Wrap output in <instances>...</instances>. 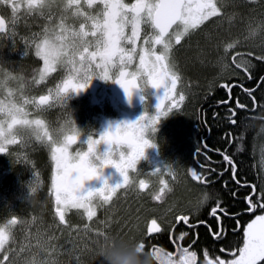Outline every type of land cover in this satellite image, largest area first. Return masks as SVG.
Listing matches in <instances>:
<instances>
[{
    "label": "snow or ice",
    "instance_id": "snow-or-ice-1",
    "mask_svg": "<svg viewBox=\"0 0 264 264\" xmlns=\"http://www.w3.org/2000/svg\"><path fill=\"white\" fill-rule=\"evenodd\" d=\"M54 2L56 0H21L20 3L17 0H0V5L11 10L10 19L0 14V39H11L13 45L22 8L25 16L44 17L48 22L41 32L33 33L30 38H23L25 55H28L29 48H34L35 56L43 61V67L34 69L31 84L43 85L53 73L58 70L64 72V77L54 88H48L47 94L28 96L23 91V77L13 76L0 68L3 75L0 79V90L6 92L5 98L0 99V154L12 157L15 154L11 146L24 148L32 140L45 146L54 165L49 194L53 198L54 217L58 225L72 228L67 216L72 210H76L81 219L86 220L83 230L86 233L94 232L95 236L101 237L106 235L105 231L92 229L91 222L97 218L98 210L110 205L120 190L135 188L142 193L147 191L151 182L139 178L141 175L174 177L175 164L171 163L166 164L164 170L156 169L150 173L137 170L138 163L145 158L146 150L158 147L153 137L160 120L174 110H181L186 101V93L180 87L182 75L174 57V49L206 22L213 18H223L225 9L232 0H83V4L82 0H59L62 13L58 17L50 11ZM249 2L256 3L257 0ZM84 5L88 10H85ZM228 19L231 22L232 17ZM69 20L72 22L69 23ZM261 27L264 28V25ZM258 30L250 29V35H256ZM237 43L238 41H234L224 47L225 55L220 57L222 72L229 67L226 62L229 49L234 48ZM240 55L236 53V56ZM247 55L251 56L252 53ZM236 56L232 57V63L247 71L251 61L242 59L237 62ZM256 59L264 60V56H257ZM94 78L118 84L129 101L134 92L144 91L148 87L163 88L164 94L159 97L155 114L150 115L146 110L145 114L135 121L110 125L99 135L92 132L82 134L75 126L71 114L66 125L51 129L40 114L56 105L62 106L70 113L66 105L68 94L85 90ZM10 80L21 81L19 88H10ZM220 86L227 89L228 99L218 103L228 105L232 100L231 86ZM244 91L252 96V91ZM17 92L20 93L19 98L16 96ZM252 100L254 110L255 97H252ZM30 105L38 113L31 119L29 116L32 113L27 110ZM246 107L239 99L236 100L237 109ZM228 111L231 113L228 119L235 125L236 109L229 107ZM82 137L86 139L82 140ZM77 144L81 147L73 151V146ZM204 147L206 149L207 145ZM200 154V149H197V155ZM223 160L231 165L232 179L239 184L240 181L236 178V164L227 154H223ZM109 166L119 172L123 178L122 182L110 186L105 180L101 188L86 191L85 181L100 178V168ZM203 167L201 164L200 168ZM187 171L193 181L201 184L214 182L195 167H190ZM34 174L37 183L30 185L31 195L36 192L39 183V174ZM218 175L222 177L224 172H219ZM159 185L158 191L152 197L155 201H160L168 188L164 178L159 179ZM224 186H228V181H224ZM251 188L252 191L245 197L246 211L254 213L257 208L264 210V191H258L255 185ZM232 194L235 195L234 192ZM229 215L228 209L217 199L209 212V216L214 218L218 225L216 230L209 227L215 239H224L226 229L220 228L219 225L222 216ZM239 215L233 214V218ZM176 221L189 225V216L180 214ZM23 223L13 215L6 223L0 225V253L3 254V261L8 264H15L10 258V253L15 250L8 246L15 240L14 229ZM98 223L106 224L103 220ZM236 223L239 225L238 219ZM161 231V225L156 218L147 221L148 237ZM185 235L187 233H181L180 238ZM139 247L145 249V243L140 242ZM52 251H55L54 247ZM220 251L228 252L233 258L225 260L218 255L212 258L208 250H204L202 264H264V214L256 215L255 219L247 223L241 247L232 250L221 248ZM169 256L172 257L171 264H197V253L190 251L188 247L179 249L178 259L171 253ZM76 259L79 264V257ZM3 261H0V264H3ZM29 264L57 262L53 258L46 261L33 259Z\"/></svg>",
    "mask_w": 264,
    "mask_h": 264
},
{
    "label": "flooded vegetation",
    "instance_id": "flooded-vegetation-1",
    "mask_svg": "<svg viewBox=\"0 0 264 264\" xmlns=\"http://www.w3.org/2000/svg\"><path fill=\"white\" fill-rule=\"evenodd\" d=\"M17 2L20 3L21 0H17ZM125 2H132V0H125ZM261 8H262V11H264V6H262ZM21 11H22L21 14H23V8L21 9ZM208 22H206L203 26H201V28L199 30L196 31V32H198L199 35H202V33L205 34V31L208 29ZM231 30H232V28H230V31ZM186 43L188 44V41L185 39L184 43L182 41V44L180 46H177L178 47L177 51L174 52L175 60L178 64L179 70H180L181 75H182V82H181L180 87L186 93V101L183 104V106L187 105L188 103L189 104L191 103L192 94H193V90H194L193 83L190 80L191 88L189 90V99H188V95H187L188 92H186V90L184 88L185 73L183 71L182 65H180L178 62L179 61L178 58L181 55L180 52H181V49L183 47L182 45H185ZM226 45L227 44H225L224 46L220 45L216 51V54L224 56L225 55L224 47ZM240 48H242V44L236 45L234 48L229 49L228 53L231 52L232 50H235V49H237V51L230 56L229 55L226 56V60L229 64L228 69L230 68V65H232L230 70L234 69L235 70V71L233 70L234 72H236V71L240 72L241 71V72L245 73L247 79H244V80H246V81L250 80L251 81L254 77L252 73H249V71H245L243 67L237 68L236 65L234 63H232V57L236 56V53L241 54L240 56H236L237 62L241 61L240 60L241 57H243L245 59V57L243 56V53L238 51V49L240 50ZM241 51H243V50H241ZM262 56H264V55H262ZM227 57H228L229 61H228ZM225 72H226V70L224 71V73ZM234 76L235 77L231 76L232 79L229 78L228 80H222V82L220 79L219 83L217 82L216 87H221L220 85H222V84H228L229 86H231L232 98L235 95V99H234L235 106L230 105V103L228 104L230 106H228V105H226V106H227V109L229 107H231V108L233 107V109H236V113H237L236 100L239 99L238 94H240L241 91H243L248 97L252 98V96H249L248 93L244 91V89H248L249 91H252V93H253L254 89L249 87V86H244L242 84L243 83L242 79L239 77H236L237 75H235V74H234ZM249 77H251V78H249ZM232 87L237 88V89L234 90ZM223 89H225V88H223ZM233 90H234V93H233ZM136 92L137 93L135 94L134 98L131 99V101H129L128 98H125L124 100H120V99H118V97L116 95V98H115V106L116 107H115V110L113 111V114H109V113L104 114V112H103V114L100 115L101 117H99L100 120L102 119L101 121L103 123V127H102L101 132H97L95 130V126L93 123L86 121L85 118L88 115V113L86 116H84V114H85V112H87V110L84 108L79 109V107L77 105H74L75 109L76 108L79 109L78 114H77L78 118L76 120L75 126L82 131V134L86 133V132H92L95 135H99V134L103 133L105 130H107L110 125L115 126L116 124L122 123L125 121L130 122L129 118L127 120V117H126L128 114H132V115L136 116L137 119L141 115H144L146 110H147V113L150 115L155 114L157 99L159 97L163 96L164 89L163 88L155 89V88L148 87L144 91L137 90ZM225 92H226L227 98L226 99L218 98V101L216 103L217 106L221 105V103H218V102H221V101L228 99L227 89H225ZM115 94H116V90H115ZM142 97H143V99H142ZM216 100H217V98H216ZM222 105H224V104H222ZM247 106H249V107H246V110L244 113L247 112L248 114L246 113L245 115L246 116L249 115L248 116L249 118H253L254 120H256L258 117L255 114V112L257 110L256 102H255L254 110H253V104H252V106H250V105H247ZM185 110H186V108H185ZM238 110H243V109H238ZM244 113H243V115H244ZM32 115H35V113H32ZM167 117L162 118L160 120L159 124L156 126L157 131L155 132L153 139H154V142L157 143L158 147L157 148H149L146 150L145 158L142 159L138 163L137 170L142 171L144 173H150V172L154 171L151 167H152V165H154L156 163H158V165L160 167V168H156V169H160V170H164L165 165L171 163V164H175V175H174V177H172V176L171 177L170 176L169 177L168 176L160 177V176H152V175H141L139 178H145L151 182L150 188L143 193L138 191V190L135 191L134 189L130 190V192L128 194L130 199L128 201H130L134 196L137 197V199L133 202V204H132V206H130V208L131 207L135 208V206L137 207L135 209V216L138 218V221H139V224H138L139 232H138V234H136V233L134 234V235H136L134 240L135 241L140 240L139 242H144L146 250H153V248L164 249L168 253H171L175 259H178V257H179V249L180 248L188 247L190 251H195L197 253V258H198L197 260L201 262V261H203V257L200 256V252H204V250H206L207 248H205L203 246L198 247L196 245V240L198 238V231H197L196 227L199 226L200 224H206V223H201V221H205V220L204 219L198 220L199 222L189 221L190 222L189 225H185L182 222L178 223L176 221V217L178 215L184 214V213L176 212L175 209L172 207L173 203H174L173 199H172V195L175 197L176 193L179 194L180 189L187 188L190 185L189 182L190 183L192 182L194 185L199 186V187L208 186V185L214 184L215 182L219 183V181H222V183L224 185V181H227L226 180L227 178H225L224 176H222V177L219 176L218 173L223 171L224 175H225L227 173L228 169L230 168L231 177H232V168H231V165H228L227 162H225L223 160V154H227L226 150L223 151L224 149L212 148L207 143L205 136L202 137V140L198 145L193 147L192 152L190 154L191 159L189 158L190 162L188 160H184L183 158L180 160H177L178 158L173 157L172 156L173 155L172 149L170 151L169 150L170 148L169 149L166 147L163 148L164 142H162V144H161V141H163V140H162L161 136H157V133L163 127L169 125L168 123H171V121H167ZM104 118H105V120H104ZM203 118H205V112H204ZM226 118H228V116H226ZM205 125L208 128L207 135H210L211 127L208 126L206 123H205ZM224 132L226 133L227 130L223 131V133ZM228 132H230L229 133L230 134V137H229L230 141H229V144L227 147H229L231 145L232 141H234V138H235V136L233 135L234 134L233 131L232 132L228 131ZM148 135L150 136L151 133H149ZM223 137H225L224 134H223ZM83 139H86V137H82V140ZM167 143L168 142L166 141L165 146L167 145ZM205 145H207L206 149L204 147ZM13 147L15 148L16 146H11V150L14 152L15 150H13ZM78 147H81V146L79 144L74 145L73 151H75L76 148H78ZM197 149H200L201 154L199 156L197 155ZM84 150H86V146H84ZM23 154H24V157L20 160V162L13 163L12 162L13 159H11V160L3 163L1 165V168H0V173H1V170H3V169L7 170V176L4 178L2 183H0V193L2 191H4L5 199L7 200V202H8V200H9V202H13V203L15 202L13 207L7 206L8 203L4 204V206L0 205V206L4 207V212L2 215H0V225L4 224L7 221V219H10L11 216L15 215L16 217H18L22 221L25 219L37 218L36 221L37 220L40 222L46 221L48 223H52L53 225L58 226V221L54 217L53 198L49 194L50 184H51V172H52L53 167H54L53 163L50 160V153H49V151L46 150L45 146L34 141L33 145L30 147H27L26 151L23 152ZM1 155H3V154H0V156ZM176 163H178V164H176ZM201 164L204 165L203 168H200ZM190 167H195L199 172H202V173H204V175L209 176L210 179L213 180L214 182L210 183V184H201L197 181H193L190 178V175L187 171ZM211 169H215L216 171L211 172L210 171ZM235 171H237V167H236ZM17 172H20L19 178H17L15 175ZM34 173L39 174V176H38L39 183H38L36 192L31 195L30 185H34L37 183V177L35 176ZM31 178H32V182L30 181ZM161 178L166 179L167 183H168V187H171L173 190H172V192L171 191L168 192L167 190H165V192L161 196L160 201H155V200H153L152 197L158 191V189L160 187L159 179H161ZM15 179H17V181L20 182V184H21L20 187L23 186V187H27V188L22 189L24 191H20V189H21L20 188L18 191L16 189L17 187L15 186V183H14ZM122 179L123 178L120 176L119 172H117V170L115 168L109 166V167L104 169L103 175L100 178L94 179L93 184L87 188H84V189L86 191L87 190L95 191V190H97L103 186V183L105 180L107 181V183L110 186H115L118 183H121ZM253 183L254 182H244L243 185L252 186V185L256 184L255 186L257 187V190L262 191L261 186H260L261 181L260 182L258 181L257 183H254V184ZM84 187H86V186L84 185ZM123 191H125V190H120L119 193H123ZM251 191H252V188H251ZM13 192L15 193L16 197H18V199L14 200ZM161 202H163V203H161ZM111 204L108 206H105L103 209L98 210L97 218L91 222V227H94V225H96V224H100V223H98V221H100V220L105 221L108 225L107 217H108L109 209L113 208L111 206ZM127 204H129V203H125V205L123 207L118 206L116 209L120 212H124L125 206ZM262 211H264V210L257 211L256 213L253 214V216L256 215L257 213H261ZM241 212L249 213L246 211V208L244 210H242ZM184 215L189 216V220H190V215H188V214H184ZM230 215L233 216L232 214H230ZM252 217L249 220H251ZM151 218H156L158 220V223L160 225L162 224L161 225L162 231L160 233H153L151 237H148L147 232H146V224H147V221ZM67 220H68L69 224L72 226H74L75 224H85L86 223V220L81 219L80 215L76 213V210H72V212H70L68 214ZM249 220L247 221V223L249 222ZM93 222H94V225H93ZM100 225H101V229L103 231H105V233H107L108 229L105 227L106 224H100ZM191 225H193V226H191ZM113 226L114 227H112V228L115 229L116 225L114 224ZM191 227H192V229H191ZM128 228L130 229V227H128ZM128 228L126 226L121 227V225H117L116 231L118 232V235H121V236H122V233H125V232L127 234H132V232H129ZM104 229H106V230H104ZM181 233H187V235L183 236V238L181 239L180 238ZM112 234H114V233H112ZM115 234H116V232H115ZM177 236H179V237H177ZM128 238H129V236L126 235L125 240ZM128 240H130V239H128ZM193 241H195V243H193ZM242 244H243V241L240 243V245L238 247L233 248V249H238L239 247L242 246ZM189 246H191V247H189ZM225 248L232 250L231 246H229V245L225 246ZM0 255L3 257L2 253H0Z\"/></svg>",
    "mask_w": 264,
    "mask_h": 264
},
{
    "label": "trees",
    "instance_id": "trees-1",
    "mask_svg": "<svg viewBox=\"0 0 264 264\" xmlns=\"http://www.w3.org/2000/svg\"><path fill=\"white\" fill-rule=\"evenodd\" d=\"M261 7L262 6L258 7L257 12L254 14L249 13V11L247 13H245V11L242 12L241 15L244 17V20L241 21L239 19V24L236 27L232 28L231 31L227 33H223V31H221L220 33V30H218L216 31L217 34L213 38L211 37V40L210 38H208L209 41L213 40L214 44L219 43L222 46L234 41H238L236 45L242 44V48H240V50L238 49V51L243 53L245 59L251 61V66L248 68L247 71L253 74V79L251 81L244 80L247 79L246 74L241 71L234 72V69V71L230 70L232 65H230V68L227 69L225 73L224 71L222 72V65L220 63V57L222 55H217L216 50L213 49V51L209 53L208 58L213 57V60H218L220 68L219 70H217V74L209 75V73L206 72L207 68H202L200 66L194 67V70L196 72L195 74H198V76H192L194 80H191L192 83L196 84H193L194 90L191 99L192 101L190 104H188L185 112L179 118H176L175 120L171 121V123H168L169 125H167V133L170 132L171 139L174 142L175 147V150L172 149V156L178 158L177 160L183 158L184 160H188L190 162V154L192 152L193 147L198 145L201 142L202 137L205 136L207 143L212 148H220L226 150L227 154L236 164V178L240 181L239 184H237L232 179L231 170L229 168L227 173L223 175L225 178H227V187L223 185L222 181H219V183L215 182L214 184L203 187L196 186L192 182H189L190 185L187 188L180 189L179 194L176 193L175 197L172 195V199L174 202L172 207L175 209L176 212H181L190 215L191 222H199L198 220L201 219L205 220L206 224H200L196 227L198 231L196 245L198 247L203 246L207 248L206 250H208L209 255L211 256L228 255V252L220 251V249L225 248V246L229 245L232 249L238 247L243 241V231L247 221L253 216L254 213L262 210L258 208L254 213L241 212L242 210L247 208V202L245 200V197L251 192V186L243 185V183H257L258 181H262V170L258 157L254 152V141L256 139L257 134L259 133L258 126L261 123H264V120H254L253 118H249L248 116L243 115L246 109H237V114L234 117V119L236 120V124L233 125L230 120L226 118V116L229 117V115H231V113L227 109V106L216 105V102L218 101V99L216 100V98H227L225 89H223L222 87H216L217 82H219L220 79L228 80L229 78H231V76L235 77V74L237 75L236 77L242 79V84L244 86H249L254 89L252 97H255V102L257 105V110L255 114L258 117L264 115V79H261L262 77H264V60L260 61L256 59L257 56L264 55V46L262 44L259 45V41L257 43L258 45H255L253 43L250 44L251 41L248 38H245L247 26V24L245 25V18L249 19V17H251V20H254L253 24L250 23L252 28L258 25L256 23V19L257 21L262 23L261 21H263V11ZM237 11H239L240 13V11H243V9H239ZM249 14H251V16H249ZM26 17L27 16L23 17L19 22V31L26 33L31 31L32 29L39 27V25H37L34 20L26 19ZM212 28L213 27L208 28L205 31V34L211 32ZM205 34L202 33V35H198V37H196L192 41L188 40L187 46L191 45V42H196L199 43V46L203 53L207 52L209 48L212 47V44L210 42H207V40L205 41L203 37ZM262 34L264 35V32ZM258 40L261 41V39ZM11 44L12 43L10 39H0V68H3L6 72L11 73L13 76L23 77V82L25 85L23 91L25 93L39 95L44 94L47 90L50 78L56 73H53L48 78L45 84L40 86L32 85L31 79L34 75V69L41 68L43 61L35 56V51H32L27 56L22 55L19 52H13V49L16 48L18 45ZM236 51L237 49L232 50L227 55L230 56ZM185 53H181L180 57L178 58V62L180 65H183L185 62ZM248 53H252V55L248 56ZM242 59L244 58L241 57V60ZM2 78L3 75L2 73H0V79ZM20 83L21 81L19 80H10L8 82L9 87L13 89H18ZM236 89L237 88H234V90ZM5 96L6 92L0 90V99H4ZM238 98L240 103L245 104L246 106H252L253 104L252 98L248 97L243 91L238 94ZM234 99L235 95L233 96L230 105L235 106ZM204 112L205 118H203ZM34 117L35 116H30L29 119ZM50 118L51 117L48 114H45L44 119L46 121L50 120ZM205 123L211 127L210 135H207L208 128L206 127ZM225 130L231 132L233 131L235 136L234 141H232V144L229 147L227 146L230 141V134L229 132L223 133V131ZM223 134L225 137H223ZM169 146L170 144L168 143V148ZM260 186L261 189L264 191L262 183H260ZM205 190L213 192L214 198L199 212L192 213L190 209L191 203L193 202L194 198L197 196L198 193ZM233 192L235 193V195L232 194ZM217 199H219L222 202L223 206L228 209L229 214L233 215L236 213H241L239 216H235L234 218L231 215H229V217L222 216V221L219 227L226 229V235L224 239H215L213 234L209 231V227H211L213 230H216L218 227L217 221L211 216H209V212L211 208L215 206ZM133 209L135 210L136 208ZM3 212L4 207L0 206V215H2ZM113 217L115 218L116 215H114ZM237 219L240 222L239 225H237L236 223ZM94 226H96L97 229H101L100 224H96ZM129 232H133L132 229H129ZM122 234L123 235L120 236V239H125V236L129 235L126 232ZM115 236L117 235L115 234ZM203 253L204 252H200L201 257H203ZM199 263L201 262L199 261Z\"/></svg>",
    "mask_w": 264,
    "mask_h": 264
},
{
    "label": "rangeland",
    "instance_id": "rangeland-1",
    "mask_svg": "<svg viewBox=\"0 0 264 264\" xmlns=\"http://www.w3.org/2000/svg\"><path fill=\"white\" fill-rule=\"evenodd\" d=\"M83 4V0H82ZM264 0H257L256 3H251L249 0H232L228 4V6L225 9V15L223 18H213L211 21L208 22V28L213 27L211 32H208L205 34L203 37L205 41L210 42L212 44V47L209 48L207 52H202L201 48L199 46V43H190L191 45L187 46L188 44L182 45V49L180 53H185L184 55V66H183V71L185 73V85L184 88L186 92H188V99H189V90L191 88L190 86V80H194L193 77H197L198 74H195L194 67L200 66L202 68H207V73L210 74H217V70L220 68V64L218 63V60H213V57L208 58L209 53L211 51L216 50L219 48L220 44H214L213 40L209 41L208 38L211 37L213 38L218 30L223 31V33H227L230 31V28H234L239 24V19L241 21L244 20V17L241 15L242 12L245 11L247 13H256L258 7L264 6ZM85 10H88L86 5H84ZM7 9V11H11L10 8L0 5V11ZM239 9H243V11H237ZM47 11V10H46ZM51 13L55 16L58 17L62 13V7L59 4V0H56L52 4V7L50 9ZM94 11V10H92ZM22 12V11H21ZM1 14V13H0ZM244 14V13H243ZM22 15L20 13L17 26H16V37H15V45H18L16 48L13 49V52H19L22 55H25V43L23 38H30L33 33H39L42 31L43 27L45 24L48 22L44 17H31L27 16L26 19H31L34 20V22L39 25V27L32 29L29 32L23 33L18 30L19 22L21 21ZM251 16V14H249ZM6 19H10V15H5ZM228 17H232L231 22H229ZM262 23L257 21L256 27L252 28L250 23H254L251 20V17L249 19L245 18V25L246 26V34L245 38H248L251 43L250 44H257L259 41V45L262 44L264 46V35L262 34L264 32V28H262V24L264 23V11L262 15ZM72 21L69 20V23ZM264 25V24H263ZM250 29H259L257 31V34L252 36L250 35ZM216 32V33H215ZM215 33V34H214ZM213 34V35H212ZM198 32H195L192 34L190 37H187V41L194 40L196 37H198ZM258 39H261L258 40ZM11 43L12 40L10 39ZM257 41V42H256ZM216 42V41H215ZM184 43V41H183ZM13 44V43H12ZM11 44V45H12ZM258 45V44H257ZM178 47L174 49V52H176ZM34 48H29L28 54L32 52ZM200 51V52H199ZM198 53V54H196ZM138 62V61H137ZM229 65V64H228ZM215 69V71H214ZM205 72V73H206ZM193 76V77H192ZM64 77V72L61 70H58L55 75H52L50 78L49 84L47 86L48 88H54L55 84L58 83L62 78ZM118 86V84L111 82V81H104L100 78H94L91 81V84L89 87H87L85 90L80 91L79 93H74L70 92L66 98V105L67 108L70 110V113L65 110L62 106L56 105L46 111H44L42 114V117L44 119L45 114H48L51 118L48 120L49 125L51 126L52 129H57L63 125H66L68 119H69V114H71L72 119L75 121L78 118L77 114L79 109H86L87 112H85L84 116H86V121L91 122L95 126V130L97 132L102 131L103 123L102 119L100 120L99 117L100 115L105 113L113 114V111L115 110V88ZM24 94L28 96H38L30 93H25ZM47 94V91H46ZM20 93L17 92L16 96L19 98ZM189 104V103H188ZM187 105H184L181 110L176 111L174 110L168 117L167 121H173L176 118H179L184 112L185 108H187ZM77 105L79 107L75 109V106ZM27 110L31 113H35L38 115L37 110L33 106H28ZM80 118V117H79ZM81 119V118H80ZM105 120V118H104ZM47 122V121H46ZM105 122V121H104ZM157 136H161L162 142H164L163 148L166 147L168 148V143L170 144L169 150L174 149V142L171 139L170 132L167 133V126L163 127L158 133ZM166 141L168 142L167 145L165 146ZM34 140L30 141L27 147H30L33 145ZM21 148L19 146H16L15 148L13 147L14 151V156L10 157L8 154H3L0 156V168L1 165L11 159L13 163H16L17 161L20 162V160L24 157L23 152L26 151V148ZM162 148V147H161ZM167 149V150H168ZM47 151H49L46 148ZM175 150V149H174ZM177 151V150H176ZM175 152V151H174ZM254 152L256 153L261 170H262V184L264 187V133H259L256 136V139L254 141ZM177 153V152H176ZM153 170L156 168H160L158 163L152 165L151 167ZM19 173L17 172L15 175L17 178H19ZM7 176V170L3 169L1 170L0 173V183L4 180V178ZM32 182V178L30 179ZM15 186L17 187L16 189L19 191H24L22 189H26L27 187H20V182L17 181V179L14 180ZM7 189V188H6ZM5 189V190H6ZM135 188L128 189L126 191H123V193H119L117 197L113 199L111 202V206L113 208L109 209L108 213V223L109 225H105V227L109 230L106 234H110L117 239H120L121 235H118L116 228L117 225L126 226L127 228L130 227L132 229V234H129L128 239L130 241H135L134 238L136 235L135 233L138 234V218L135 216V210L130 206H132L133 202L137 199V197H133L130 201H128L130 198L128 196L130 190ZM14 200L18 199L16 197L15 193L13 192ZM125 201V202H124ZM7 204V206H14L13 202H7L5 199V193L2 191L0 193V205ZM125 203H129L125 206V211L120 212L116 208L118 206L123 207ZM135 208H137L135 206ZM264 214V211L261 213H257L256 215ZM116 215L114 218L113 216ZM254 215L251 220H249L248 223H250L253 219H255ZM111 217V218H110ZM37 218L33 219H25L23 220V225L22 226H17L14 229V235H15V240L14 242H11L9 244V248L14 249V253H10V258L15 261V264H29L30 261L35 259L36 261H46L50 258L55 259L57 264H78L76 257H79V264H101V261L98 257H96L94 253V249L96 247V242L101 238L97 237L94 235V232H85L83 230V225L84 224H75L72 228H69L68 226H60V225H53L52 223H48L46 221H36ZM6 223V222H5ZM115 226V229L112 227ZM94 225V222H93ZM247 225V224H246ZM112 226V227H111ZM110 227V228H109ZM246 227V226H245ZM92 229H97L96 226L92 227ZM112 232L114 234H112ZM126 239V240H128ZM243 245V244H242ZM55 248V251H52V248ZM23 249V251H21ZM50 254V255H49ZM238 254V253H237ZM210 257L214 258L215 256ZM222 259L228 260L232 259L233 257L231 255H220ZM0 261H3V257L0 255ZM3 264H8L7 261H3ZM202 264V262L200 263Z\"/></svg>",
    "mask_w": 264,
    "mask_h": 264
},
{
    "label": "clouds",
    "instance_id": "clouds-1",
    "mask_svg": "<svg viewBox=\"0 0 264 264\" xmlns=\"http://www.w3.org/2000/svg\"><path fill=\"white\" fill-rule=\"evenodd\" d=\"M257 119L264 120V115L257 117ZM258 127L259 131L264 133V123ZM93 163L95 162L93 161ZM104 169L103 167L100 168V177L103 175ZM166 190L170 192L173 189L168 187ZM213 198L214 193L211 191L205 190L198 193L190 205L191 212H199ZM139 243V241L117 239L106 234L96 242L94 253L100 259L101 264H171L172 257L166 250L141 249Z\"/></svg>",
    "mask_w": 264,
    "mask_h": 264
},
{
    "label": "water",
    "instance_id": "water-1",
    "mask_svg": "<svg viewBox=\"0 0 264 264\" xmlns=\"http://www.w3.org/2000/svg\"><path fill=\"white\" fill-rule=\"evenodd\" d=\"M136 93H137V92H134V94H133V96H132L131 99L134 98V96H135ZM116 94H117L118 99H120V100H124L125 98H128V97L126 96L124 90H123L120 86L117 87V89H116ZM158 102H159V98L157 99L156 105L158 104ZM126 117H127V120H128V118H129L130 122H131V121H134L135 119H137V117L134 116V115H132V114H128ZM93 182H94V179L91 180V181H85V186H86V187H84V188H87V187L91 186V185L93 184ZM197 264H198V261H197Z\"/></svg>",
    "mask_w": 264,
    "mask_h": 264
},
{
    "label": "bare ground",
    "instance_id": "bare-ground-1",
    "mask_svg": "<svg viewBox=\"0 0 264 264\" xmlns=\"http://www.w3.org/2000/svg\"><path fill=\"white\" fill-rule=\"evenodd\" d=\"M236 50V49H235ZM240 52V51H239ZM262 55V54H261ZM240 60H241V58H240ZM253 61V60H252ZM259 70V69H258ZM262 70V69H261ZM232 79V78H231ZM221 82H222V80H221ZM219 83V82H218ZM193 84H195V83H193ZM192 85V84H191ZM196 85V84H195ZM237 85V84H236ZM239 85V84H238ZM233 88V87H232ZM234 89V88H233ZM234 93V92H233ZM237 93V92H236ZM218 99V98H217ZM217 103V102H216ZM222 105V104H221ZM247 107H249V106H247ZM233 108V107H232ZM252 108V107H251ZM250 111V110H249ZM247 113V112H246ZM246 113H244V115L246 114ZM237 114V113H236ZM248 114V113H247ZM249 116V115H248ZM202 118V117H201ZM255 118V117H254ZM256 119V118H255ZM241 123V122H240ZM223 130V129H222ZM202 132V131H201ZM228 132V131H227ZM230 133V132H229ZM234 135V134H233ZM230 137V136H229ZM230 139V138H229ZM232 144V143H231ZM220 150V149H219ZM223 151H225V150H223ZM214 157V156H213ZM217 157V156H216ZM210 162V161H209ZM169 177V176H168ZM171 177V176H170ZM177 179V178H176ZM171 180V179H170ZM170 183V182H169ZM262 183V182H261ZM173 184V183H172ZM175 184V183H174ZM254 184V183H253ZM256 185V184H255ZM260 187V186H259ZM257 188V187H256ZM262 190V189H261ZM260 191V190H259ZM263 191V190H262ZM169 192V191H168ZM172 192V191H171ZM165 202V201H164ZM152 203V202H151ZM161 203H163V202H161ZM171 211V210H170ZM180 214V213H179ZM184 215V214H183ZM176 216V215H175ZM190 221V220H189ZM190 223V222H189ZM107 224V223H106ZM110 223H108V225H109ZM162 225V224H161ZM191 226H193V225H191ZM112 227V226H111ZM178 227V226H177ZM110 228V227H109ZM194 228V227H193ZM190 229V228H189ZM191 229H192V227H191ZM109 231V230H108ZM176 231V230H175ZM195 231V230H194ZM169 233V232H168ZM123 235V234H122ZM189 235V234H188ZM177 237H179V236H177ZM196 238V237H195ZM140 241V240H139ZM154 242V241H153ZM194 248V247H193ZM192 248V249H193ZM198 259V258H197ZM202 262V261H201Z\"/></svg>",
    "mask_w": 264,
    "mask_h": 264
}]
</instances>
